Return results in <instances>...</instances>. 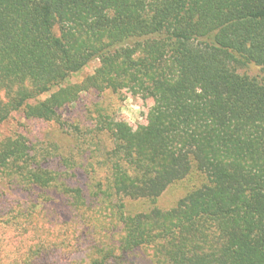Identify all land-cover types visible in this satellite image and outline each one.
Returning <instances> with one entry per match:
<instances>
[{
    "label": "trees",
    "instance_id": "trees-1",
    "mask_svg": "<svg viewBox=\"0 0 264 264\" xmlns=\"http://www.w3.org/2000/svg\"><path fill=\"white\" fill-rule=\"evenodd\" d=\"M125 91L150 102L135 127L82 98ZM16 115L0 264H264V0H0V127Z\"/></svg>",
    "mask_w": 264,
    "mask_h": 264
},
{
    "label": "rangeland",
    "instance_id": "rangeland-1",
    "mask_svg": "<svg viewBox=\"0 0 264 264\" xmlns=\"http://www.w3.org/2000/svg\"><path fill=\"white\" fill-rule=\"evenodd\" d=\"M95 66V63H90L87 67L83 69V71L79 74H75L70 77L69 82L75 83L79 82L82 80L83 76L89 72L93 67ZM248 74L250 75H259L260 71L259 68L251 65L248 70ZM83 100H85V103H90L91 101L97 102L96 105H105V106H110L112 110L116 109V115H118V118L123 120L125 123H127L131 127H135L139 123L144 122V117L147 108L149 107V101H144L140 100L138 98H134L130 93L124 92L123 95H121V98L117 97L114 94L111 93H103L100 97H95L93 94H82ZM94 108V107H93ZM78 113H82V111H79ZM91 119L88 118L87 124H90ZM23 123L20 119L19 116L16 115L15 119H10L6 123H4L0 127V135L2 134H10L13 131H16L21 128ZM27 124V123H25ZM32 123H28L27 127H29ZM42 130V137H49L51 140H54L58 142L59 145L62 146H68L70 144L69 136L66 134L65 131H62L59 129L56 125L53 123L50 124H42L41 126ZM181 190H179L180 192ZM169 197L161 200L159 202V205L163 207H168L169 206ZM68 226L67 225H62V226H56L54 229L49 230L48 233L44 230L43 231V236L44 238H51L54 239L57 234H59L60 238H64L65 236H69V233H67ZM54 232V234H53ZM14 234L11 233L9 235L10 238H12V243L17 244L18 239H15L12 237ZM75 241L72 239V237L67 239V244L64 245L66 247V250H72L74 245H72V242Z\"/></svg>",
    "mask_w": 264,
    "mask_h": 264
}]
</instances>
